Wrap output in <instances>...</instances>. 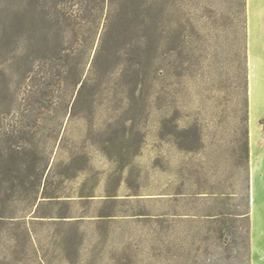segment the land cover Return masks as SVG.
<instances>
[{"label":"rangeland","instance_id":"1","mask_svg":"<svg viewBox=\"0 0 264 264\" xmlns=\"http://www.w3.org/2000/svg\"><path fill=\"white\" fill-rule=\"evenodd\" d=\"M241 4L0 0V264H264V0Z\"/></svg>","mask_w":264,"mask_h":264},{"label":"crops","instance_id":"2","mask_svg":"<svg viewBox=\"0 0 264 264\" xmlns=\"http://www.w3.org/2000/svg\"><path fill=\"white\" fill-rule=\"evenodd\" d=\"M248 169L250 173V219L249 239L250 247L253 251L260 247L256 241L264 240V226L255 223L257 210L263 209L264 215V125L255 127L254 117L249 115L248 118ZM256 251V250H255ZM260 251L257 250V253ZM256 252H252L255 256ZM264 257V255H261ZM256 258L252 257L251 264H256Z\"/></svg>","mask_w":264,"mask_h":264},{"label":"trees","instance_id":"3","mask_svg":"<svg viewBox=\"0 0 264 264\" xmlns=\"http://www.w3.org/2000/svg\"><path fill=\"white\" fill-rule=\"evenodd\" d=\"M241 7H244V0H242V4H241ZM75 22H71L70 24H73L74 25ZM246 146L248 148V143L246 142Z\"/></svg>","mask_w":264,"mask_h":264}]
</instances>
